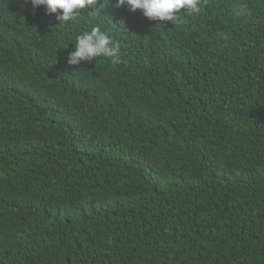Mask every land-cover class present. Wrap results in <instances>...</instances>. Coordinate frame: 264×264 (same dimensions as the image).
Here are the masks:
<instances>
[{
	"label": "trees",
	"instance_id": "obj_1",
	"mask_svg": "<svg viewBox=\"0 0 264 264\" xmlns=\"http://www.w3.org/2000/svg\"><path fill=\"white\" fill-rule=\"evenodd\" d=\"M117 3L0 0V264H264V0ZM97 25L122 62L69 65Z\"/></svg>",
	"mask_w": 264,
	"mask_h": 264
},
{
	"label": "clouds",
	"instance_id": "obj_2",
	"mask_svg": "<svg viewBox=\"0 0 264 264\" xmlns=\"http://www.w3.org/2000/svg\"><path fill=\"white\" fill-rule=\"evenodd\" d=\"M99 2L100 0H31L33 8L44 5L47 14H56L59 24L78 21L81 10L95 9ZM125 3L133 12L142 10L150 20L171 22L174 25L184 23V17L179 14L182 10H186L188 15L202 11L201 0H118L117 7L124 6ZM203 3L206 4L207 0H203ZM234 12L237 16L252 15V10L245 4L237 5ZM220 35L225 41L229 39L225 32ZM120 51L119 43H114L97 25L91 31H84L76 37L75 48L69 53L67 63L78 66L82 61L91 62L98 56H106L113 64H118L122 62Z\"/></svg>",
	"mask_w": 264,
	"mask_h": 264
}]
</instances>
